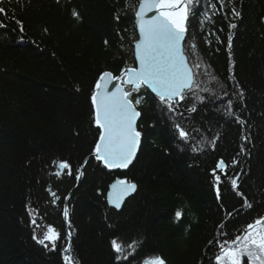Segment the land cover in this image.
I'll use <instances>...</instances> for the list:
<instances>
[{
    "label": "trees",
    "instance_id": "16d2710c",
    "mask_svg": "<svg viewBox=\"0 0 264 264\" xmlns=\"http://www.w3.org/2000/svg\"><path fill=\"white\" fill-rule=\"evenodd\" d=\"M138 5L139 0L5 4L0 264H65L68 231L72 264H140L155 256L166 264H218L216 256L234 246L231 238L244 237L246 225L264 216V0H192L185 53L190 63L202 65L196 69L198 86L175 111L147 88L133 93L141 101L142 143L127 169L110 170L91 156L101 131L91 95L103 71L116 75L136 65ZM176 124L188 139L179 137ZM221 159L228 165L224 171L217 168ZM54 161H68L71 174L65 169L52 175ZM118 176L137 185L120 210L106 200ZM49 225L61 234L55 250L33 239ZM113 240L122 245L119 256Z\"/></svg>",
    "mask_w": 264,
    "mask_h": 264
},
{
    "label": "snow or ice",
    "instance_id": "6c2138e0",
    "mask_svg": "<svg viewBox=\"0 0 264 264\" xmlns=\"http://www.w3.org/2000/svg\"><path fill=\"white\" fill-rule=\"evenodd\" d=\"M11 0H0V16L7 17L6 3ZM192 0H139L138 10L135 15L138 18L139 38L135 41V59L137 67H126L121 74L114 76L111 72H103L95 84V90L91 95V104L94 108V123L99 132L98 140L94 146V157L103 162L109 169H126L136 157L140 146L141 131L137 129V119L141 116L138 111L140 99L133 96L140 89H151L159 100L170 111H175L178 100L186 98L187 93L197 87L196 69L202 67L199 63H190L185 54V37L188 33V19ZM215 9L216 5H210ZM152 13L149 17L148 14ZM76 13H74L75 15ZM239 16L238 12L234 13ZM19 30L23 32V24L15 21ZM0 27H6L0 21ZM230 27L235 28L232 24ZM107 43V42H106ZM231 36H229V47ZM196 50L195 45H191ZM199 59V57H198ZM205 66V71L207 72ZM213 80L218 79L210 72L207 73ZM228 108H231L229 100ZM195 111V108L192 109ZM231 115V111L228 112ZM179 137L188 139L189 133L179 124L175 125ZM59 171L67 169L71 174L72 165L68 161H54ZM228 165L220 160L217 168L224 171ZM215 171V170H214ZM82 174V173H81ZM225 175L227 173L225 172ZM215 180L220 181L216 175ZM233 188L237 186V180H231ZM109 194V202L120 208L124 197L136 190L137 185L128 180H117ZM219 195V188L217 187ZM56 199V192H51ZM241 195H243L241 193ZM245 206L251 207L245 200ZM32 216L31 223L37 224L36 213L29 210ZM181 211L175 212V217L180 218ZM65 219L69 217L67 207L63 209ZM70 226V222H69ZM244 237L231 238L233 247L224 249L221 255L216 256L218 264H264V216L255 218L244 229ZM71 236V233H67ZM61 238L60 232L53 226H46V231L39 236L34 234L33 239L45 248L55 250L57 241ZM115 252L121 254L122 245L116 240L112 241ZM223 248V246H221ZM71 243L64 247L63 259L65 264H72L73 257ZM144 264H166L159 256L148 259Z\"/></svg>",
    "mask_w": 264,
    "mask_h": 264
},
{
    "label": "water",
    "instance_id": "95a60500",
    "mask_svg": "<svg viewBox=\"0 0 264 264\" xmlns=\"http://www.w3.org/2000/svg\"><path fill=\"white\" fill-rule=\"evenodd\" d=\"M137 10H138V8H137ZM152 15V13H149L148 14V16L150 17ZM136 27H137V32H138V38H139V29H138V18L136 17ZM186 37H187V34H186ZM186 37H185V41H186ZM134 45H135V43H134ZM186 54V53H185ZM186 56H187V54H186ZM188 57V56H187ZM134 58H135V47H134ZM135 62H136V59H135ZM138 66V64H137V62H136V65L135 66H130V67H137ZM103 72H111V73H113L112 71H110V70H105V71H103ZM102 72V73H103ZM101 73V74H102ZM101 74H100V76H101ZM121 74V72L120 73H118V74H114L113 73V75L114 76H118V75H120ZM99 76V77H100ZM99 77H98V80H99ZM98 80H97V82H98ZM96 82V83H97ZM150 91H151V89H149ZM152 92V91H151ZM153 93V92H152ZM153 94H155V93H153ZM156 95V94H155ZM181 102V100H178V102H177V104H179ZM138 111H140L139 109H138ZM141 112V111H140ZM140 118H141V116L137 119V129L139 130V128H138V122H139V120H140ZM141 143H142V137H141V139H140V146H139V148H138V150H137V154H138V152H139V149H140V147H141ZM137 154H136V156H137ZM91 156H93L94 157V153L91 155ZM95 158V157H94ZM136 158V157H135ZM135 158L133 159V161L135 160ZM133 161H132V163H133ZM103 163V162H102ZM131 163V164H132ZM130 164V165H131ZM104 165V164H103ZM129 165V166H130ZM128 166V167H129ZM106 167V166H105ZM127 169V168H126ZM113 170H116V169H113ZM220 170V169H219ZM57 171H59L58 170V168H57V170H55L52 174H56L57 173ZM64 173V170L63 171H60V174L59 175H61V174H63ZM117 180H127V179H124L123 177H120V176H118V177H116L110 184H109V186H108V190H107V193H106V200H107V203L111 206V207H113V208H115V209H117V210H120L122 207H123V205H124V203H125V201L129 198V197H131L135 192H136V190H137V187H136V190L134 191V192H131L130 194H128V195H126L125 197H124V199H123V201H122V203H121V206H120V208H116L115 207V205H113L112 203H110L109 202V194L112 192V185L117 181ZM129 182H131V181H129ZM131 183H134V182H131ZM136 184V183H135ZM70 195H71V193H69V195L67 196V198H66V203L68 202V200H69V197H70ZM67 205V204H66ZM68 233H69V231H68ZM69 237V236H68ZM69 239L71 240V236L69 237ZM69 255H71V252L70 253H68ZM72 256V255H71ZM120 260V259H119Z\"/></svg>",
    "mask_w": 264,
    "mask_h": 264
},
{
    "label": "rangeland",
    "instance_id": "374dc122",
    "mask_svg": "<svg viewBox=\"0 0 264 264\" xmlns=\"http://www.w3.org/2000/svg\"><path fill=\"white\" fill-rule=\"evenodd\" d=\"M52 175H56V174H52ZM150 259H152V258H150ZM144 262H145V261L141 262L140 264H144Z\"/></svg>",
    "mask_w": 264,
    "mask_h": 264
},
{
    "label": "bare ground",
    "instance_id": "6f19581e",
    "mask_svg": "<svg viewBox=\"0 0 264 264\" xmlns=\"http://www.w3.org/2000/svg\"><path fill=\"white\" fill-rule=\"evenodd\" d=\"M155 95V94H154Z\"/></svg>",
    "mask_w": 264,
    "mask_h": 264
}]
</instances>
